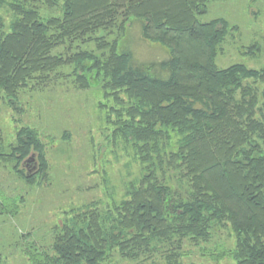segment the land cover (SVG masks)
Masks as SVG:
<instances>
[{"label": "trees", "instance_id": "obj_1", "mask_svg": "<svg viewBox=\"0 0 264 264\" xmlns=\"http://www.w3.org/2000/svg\"><path fill=\"white\" fill-rule=\"evenodd\" d=\"M11 1L10 21L0 16V99L17 110L23 91L74 64L76 88H90L91 76L100 81L113 103L111 138L140 166L120 201L71 212L50 251L32 254L34 264H104L115 255L198 264L185 262L184 248L204 246L220 231L232 248L216 263L264 264V68H218L228 25L201 17L221 0ZM51 9L60 14L48 16ZM135 21L146 41L169 52L161 64L167 78L134 68L120 51L118 38ZM76 42L96 47L56 52ZM14 137L6 152L0 128V159L15 162L30 182L48 166L40 132L21 127Z\"/></svg>", "mask_w": 264, "mask_h": 264}, {"label": "rangeland", "instance_id": "obj_2", "mask_svg": "<svg viewBox=\"0 0 264 264\" xmlns=\"http://www.w3.org/2000/svg\"><path fill=\"white\" fill-rule=\"evenodd\" d=\"M11 2L0 0V16L8 22ZM51 11L46 14H60L55 9ZM201 19L222 20L228 25L229 36L217 50L218 68L236 64L255 70L264 68V0L215 1ZM141 26L135 21L118 38L120 51L131 54L134 68L167 78L169 72L161 64L170 59V54L163 46L146 41ZM71 46L61 44L56 52L67 56L96 47L94 42ZM250 50L256 56L249 55ZM73 67L70 64L53 72L35 91H23L17 110L5 98L0 99L3 150L10 151L19 128H36L44 145V164L48 165L42 175L27 182L15 162L0 159V264H34L32 254L50 251L59 226L71 212L85 210L93 203H100L98 208L113 205L140 173L131 149L111 138L109 107L113 103L104 98L100 81L91 76L90 88H76L73 79L77 76H70ZM228 239L220 231L204 246L187 244L185 262L234 264L229 258L216 263L221 252L232 248ZM143 261L132 263L115 255L104 264H153ZM155 261L163 263L160 258Z\"/></svg>", "mask_w": 264, "mask_h": 264}]
</instances>
